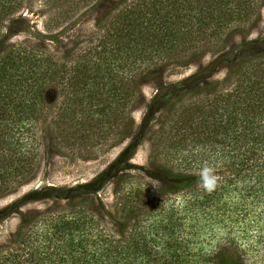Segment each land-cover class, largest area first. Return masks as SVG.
<instances>
[{"label": "trees", "instance_id": "obj_1", "mask_svg": "<svg viewBox=\"0 0 264 264\" xmlns=\"http://www.w3.org/2000/svg\"><path fill=\"white\" fill-rule=\"evenodd\" d=\"M263 6L117 0L62 55L10 46L0 56V198L34 178L45 149L75 161L121 144L146 79L247 37ZM178 91L148 137L151 166L167 184L117 180V231L83 195L28 211L0 245V264H240V240L264 227V50Z\"/></svg>", "mask_w": 264, "mask_h": 264}, {"label": "rangeland", "instance_id": "obj_2", "mask_svg": "<svg viewBox=\"0 0 264 264\" xmlns=\"http://www.w3.org/2000/svg\"><path fill=\"white\" fill-rule=\"evenodd\" d=\"M76 0H0V56L10 46L25 43L56 55L64 54L77 40L87 36L97 17L117 0H90L69 19L62 12ZM58 22L60 23L58 25ZM264 50V6L259 22L247 37L240 34L228 40L217 55L207 54L175 72L146 79L141 87L142 101L133 110L131 134L108 153L89 160L71 161L47 149L33 179L15 192L0 198V245L12 240L20 217L73 195L92 199L105 225L115 231L114 187L124 177L167 184L168 180L151 166L148 137L167 96L189 85H202L222 78L238 56ZM263 221H261L262 224ZM240 240V264H264V227L248 231Z\"/></svg>", "mask_w": 264, "mask_h": 264}]
</instances>
